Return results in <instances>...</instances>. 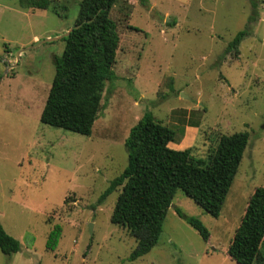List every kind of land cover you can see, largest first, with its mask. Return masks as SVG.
Instances as JSON below:
<instances>
[{"label":"rangeland","instance_id":"rangeland-1","mask_svg":"<svg viewBox=\"0 0 264 264\" xmlns=\"http://www.w3.org/2000/svg\"><path fill=\"white\" fill-rule=\"evenodd\" d=\"M18 1L0 0V225L21 247L0 251V264H237L225 248L248 195L264 186V0H116L117 79L89 135L39 120L80 0H58L64 17ZM248 20L238 54H224ZM145 110L176 128L170 147L196 157L222 133L247 131L248 140L219 215L178 189L157 243L129 260L135 240L110 221L120 188L96 200L125 166L124 139ZM175 207L203 223L207 241Z\"/></svg>","mask_w":264,"mask_h":264},{"label":"trees","instance_id":"trees-1","mask_svg":"<svg viewBox=\"0 0 264 264\" xmlns=\"http://www.w3.org/2000/svg\"><path fill=\"white\" fill-rule=\"evenodd\" d=\"M115 1L80 0L74 21L80 26L62 36L65 41L62 53L53 58L54 75L39 113L42 123L83 135L91 133L93 122L117 79L113 66L119 36L116 22L110 16ZM18 4L22 8H49L59 17H64L67 10V4L58 0H19ZM251 21L235 33L224 54H238V45L250 32ZM179 130L183 132L184 128ZM176 133V128L145 110L124 139L125 166L109 180L96 200V204H100L109 193L120 188L110 221L125 228L135 240L129 260L145 254L157 243L176 190L180 189L211 216L219 215L248 140L247 131L222 133L208 156L200 158L193 155L189 147L178 149L168 145L178 141ZM174 209L203 240H208L209 231L198 218L178 207ZM58 233L57 226L50 230L47 249H53ZM20 247V241L0 225V251L10 255ZM225 249L237 264H264V186H254L248 195Z\"/></svg>","mask_w":264,"mask_h":264},{"label":"water","instance_id":"water-1","mask_svg":"<svg viewBox=\"0 0 264 264\" xmlns=\"http://www.w3.org/2000/svg\"><path fill=\"white\" fill-rule=\"evenodd\" d=\"M167 20H168V19H166V21H167ZM79 26H80V24H73V25H72L71 27H69V28L66 30V32H64L60 37L67 35L71 30H73L74 28H77V27H79ZM262 126H264V122H263Z\"/></svg>","mask_w":264,"mask_h":264},{"label":"crops","instance_id":"crops-1","mask_svg":"<svg viewBox=\"0 0 264 264\" xmlns=\"http://www.w3.org/2000/svg\"><path fill=\"white\" fill-rule=\"evenodd\" d=\"M168 145L171 146V142H169Z\"/></svg>","mask_w":264,"mask_h":264}]
</instances>
